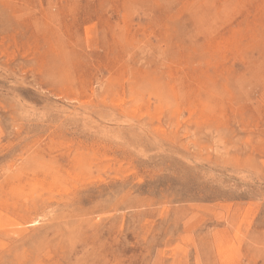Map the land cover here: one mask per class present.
<instances>
[{"label": "rangeland", "instance_id": "374dc122", "mask_svg": "<svg viewBox=\"0 0 264 264\" xmlns=\"http://www.w3.org/2000/svg\"><path fill=\"white\" fill-rule=\"evenodd\" d=\"M0 264H264V0H0Z\"/></svg>", "mask_w": 264, "mask_h": 264}, {"label": "bare ground", "instance_id": "6f19581e", "mask_svg": "<svg viewBox=\"0 0 264 264\" xmlns=\"http://www.w3.org/2000/svg\"><path fill=\"white\" fill-rule=\"evenodd\" d=\"M144 90H145V89H144ZM25 229H26V228H25ZM22 231H23V230H22ZM22 231H21V232H22Z\"/></svg>", "mask_w": 264, "mask_h": 264}]
</instances>
